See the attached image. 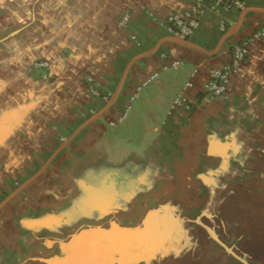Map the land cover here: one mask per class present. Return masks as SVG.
I'll return each mask as SVG.
<instances>
[{"label": "crops", "instance_id": "obj_1", "mask_svg": "<svg viewBox=\"0 0 264 264\" xmlns=\"http://www.w3.org/2000/svg\"><path fill=\"white\" fill-rule=\"evenodd\" d=\"M242 1L207 4L181 39L161 24L196 0H0V204L108 107L125 78L115 104L0 209V264H264V38L222 98L172 110L188 82L194 101L210 72L231 64L233 47L264 28V0ZM40 59L50 81L33 71ZM134 102L165 112L151 115L158 141L144 157L105 163L110 152L98 144ZM120 168L137 177L127 191L105 185ZM164 181L178 198L162 205Z\"/></svg>", "mask_w": 264, "mask_h": 264}, {"label": "built area", "instance_id": "obj_2", "mask_svg": "<svg viewBox=\"0 0 264 264\" xmlns=\"http://www.w3.org/2000/svg\"><path fill=\"white\" fill-rule=\"evenodd\" d=\"M212 3L210 9L214 10L218 7H224L228 10L237 8L244 9L246 4L242 0H196V7L190 11L183 14H174L169 16L162 26L166 30L176 37L181 39H187L192 36L199 27V17L203 15L207 10V4ZM154 18L153 15H151ZM130 22L129 14H125L121 17L118 22V27L124 29L128 26ZM221 30H225V26H221ZM264 38V28L262 31L254 34L251 38L246 39L233 47L232 62L221 69H215L210 72V76L204 83L202 94L200 97L194 101H191L187 96V92L193 88V84L188 82L178 96L175 98L172 104V110L183 109L187 112H193L198 108H205L209 106L214 101L222 98L228 90V86L231 81V77L238 73L241 65L246 61L249 54V46L253 41H257ZM175 63L174 66H177ZM49 62L43 59L37 60L33 64V71L43 80L50 81L51 75L49 72ZM195 74L198 73L196 70ZM157 75L152 76L144 85L155 80ZM90 85V90L94 96L102 97L104 102L109 101V96H101L99 89L94 85V80L92 78L88 79ZM130 111V107H127L123 119L126 118ZM122 119V120H123ZM115 125V124H112ZM65 141V139H62Z\"/></svg>", "mask_w": 264, "mask_h": 264}, {"label": "rangeland", "instance_id": "obj_3", "mask_svg": "<svg viewBox=\"0 0 264 264\" xmlns=\"http://www.w3.org/2000/svg\"><path fill=\"white\" fill-rule=\"evenodd\" d=\"M164 114L165 112L162 113L161 110L154 111V114H151L150 111L139 108L138 103L134 102L129 120L114 129L116 132H112L113 130L108 128L109 136L103 140V143L98 144V148L102 149L106 145L110 152L105 163L119 165L133 155L144 157L146 154L145 149L148 146H154L158 141V137L154 140V129L152 128L153 123L151 121V115H156L159 120H162V117L160 116L163 115V117H165ZM118 132L122 137L119 144L114 142L115 139L118 138L116 134ZM118 148L119 152H116ZM120 170L124 171L122 168H120ZM162 187L168 191L162 193V196L160 197L162 200L160 203L162 205L169 203V198H172L171 202L176 201V198H178V192L172 190L169 182L164 181Z\"/></svg>", "mask_w": 264, "mask_h": 264}, {"label": "water", "instance_id": "obj_4", "mask_svg": "<svg viewBox=\"0 0 264 264\" xmlns=\"http://www.w3.org/2000/svg\"><path fill=\"white\" fill-rule=\"evenodd\" d=\"M227 37L224 38L223 42L226 40ZM183 44H187L185 41H182ZM134 63V62H133ZM132 63V64H133ZM125 78L122 80L116 94L113 97L112 102L108 105V107L101 111L100 113H98L97 115H95L93 118H91L89 121H87L85 124H83L78 131L70 138V140L63 146H61L57 152L50 158V160L48 161V163L39 170V172L37 174H35L34 176H32L29 180H27L25 183H23L17 190H15L10 196H8L1 204H0V209H2L4 206H6L13 198H15L20 192H22L29 184H31L37 177H39L44 171L45 169L51 164V162L56 158V156L68 145L70 144L76 137L77 135L84 130L87 126H89L91 123L97 121L98 119H100L102 117V115L110 108L113 106V104H115V102L118 100L120 93H121V89L123 87Z\"/></svg>", "mask_w": 264, "mask_h": 264}, {"label": "flooded vegetation", "instance_id": "obj_5", "mask_svg": "<svg viewBox=\"0 0 264 264\" xmlns=\"http://www.w3.org/2000/svg\"><path fill=\"white\" fill-rule=\"evenodd\" d=\"M124 171H121L120 169L117 170L116 172L112 171L111 174H107V176L105 177V185H111V186H117L118 190H120V188H125L124 191H127V184L131 183V182H138L137 181V177L133 176L132 174H128V173H123ZM162 174H160V171L157 170H153V172L148 176V181L149 182H155L158 180V178L161 177ZM98 177H100V175H98ZM98 180H95L94 178L91 180L92 183L99 185V182H97ZM90 182V181H89ZM122 190V189H121ZM129 190V189H128ZM142 190V187L139 189V191ZM149 193V192H148ZM109 217H105L103 220L107 219ZM77 225H72L71 227V232H75Z\"/></svg>", "mask_w": 264, "mask_h": 264}]
</instances>
